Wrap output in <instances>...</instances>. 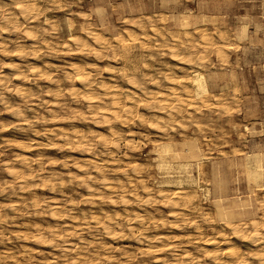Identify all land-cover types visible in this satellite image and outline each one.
<instances>
[{
    "label": "rangeland",
    "instance_id": "374dc122",
    "mask_svg": "<svg viewBox=\"0 0 264 264\" xmlns=\"http://www.w3.org/2000/svg\"><path fill=\"white\" fill-rule=\"evenodd\" d=\"M15 1L16 0H0V18L4 12L14 9ZM29 1L36 5V11L33 16L29 17L27 15L26 18L18 16L17 23L19 24H17L16 27L12 26V24H8L5 27L7 30L5 28L0 29V38H2L0 42H4L6 45V50L0 51V76L4 78L2 79V84H0V213L4 211L3 215L0 214V234L3 233V235H6L4 237L0 235V248L2 247L0 250L3 252L9 250V252L15 255L18 261L24 264H72L71 260H74L76 255L77 259H75L76 262L78 261L77 264H108L110 262V264H157V262L159 264H168L172 260L171 258L174 257L173 252H176L178 249L177 251L180 253L185 250L187 255L192 257L190 260L185 259L187 264H207L208 261V264H215L205 256L206 249L210 250L212 245H208L207 248V245H204L203 241L206 238H217L216 240L218 241L221 239L219 237H222L221 235L223 234L230 241L219 242L220 252H223V249L226 248L227 245L233 246L234 249L236 248L235 250L237 252L240 251L244 254L242 255L246 257V261H253L252 264H257V261L253 258L251 259L249 255L252 247L250 245L251 241H243L240 237H236L231 232V229H227V227H230L231 224H238L239 215L232 213V210L238 209V202L241 201L244 203L245 208L249 210L254 209L255 213L253 215L258 221L264 218V205H262L264 204V177L254 183L247 177L244 166L248 154L253 152H262L264 154V0ZM3 2H5V4ZM184 20L187 21V28L185 26H183V28L181 25ZM201 23L205 26L203 27ZM138 24H142L145 29V34L147 36L144 35V39L141 38V34L138 31ZM152 25L161 34H150V27ZM69 26L71 27L70 30ZM175 26L178 28H175ZM197 26L199 30L195 31ZM242 28L244 29V35L240 36L238 33ZM87 29L96 30L106 35V39L108 38L106 46L99 48L96 44L91 42V40H88L86 46L80 48L72 44H66L70 33L75 36H81ZM27 31L30 35L27 34ZM127 32H133L138 38L134 40L131 45H127L130 57L125 58L122 56L121 48L116 45L114 46V37L117 35L126 37L125 34ZM202 32L208 34L206 39L202 35ZM168 33H170V35ZM222 34H224L223 38L221 37ZM141 40H143V42ZM22 44L23 46H21ZM216 45L221 47L220 52L217 50ZM169 46H172L174 51V55L172 56H170V51L168 50ZM17 47L21 49L16 51L15 48ZM95 50L98 51L97 54H94ZM18 54H20V56ZM143 55L144 57H142ZM188 56H192V58L187 64L178 63V61L184 58L187 59ZM202 56L203 58H201ZM124 58L127 61H123ZM9 60L18 61L20 68L24 70L27 77L14 78V70L5 67V62ZM71 62L82 65L89 71L94 82H105L115 86L119 90V96L124 103L130 101L127 104L132 107L131 115L125 118L127 116L121 114V120L108 118V121H103L102 116L96 113L98 109L96 106H93L89 110L86 100L81 95L82 93H70L73 88L77 89L80 87L78 86L79 84L66 76ZM31 66H35L37 69L41 68L42 73H30L29 67ZM189 67L201 71L205 75L209 89V95L207 94V97H209L208 99L207 97H203L200 100L199 98H197L198 100H196V98L186 99L185 96L181 94L180 97L182 101L175 99L168 100V102H165V107L160 109L157 100L146 98L137 89L138 86L143 87L146 91L149 90L152 92L161 89H169L170 87H176V82L179 77V79L188 86V89L192 91L189 84ZM106 70H110L112 73ZM166 76H170L171 78H167ZM150 78L153 80H150ZM129 79L135 80V86L129 82ZM93 84L95 85V83ZM94 85L92 86L93 92L95 91V94L103 96V91ZM18 87L22 88V93L20 94L15 92ZM133 91H137L138 96L130 95ZM125 93L128 94L129 98L127 99L129 100H126L124 97ZM196 102L199 104L198 109L200 111H197ZM30 106L33 108L32 110ZM17 109L22 110L21 116L16 113ZM138 112H140V114ZM168 115L169 117H167ZM172 116L174 117L172 118ZM131 117H133V119H131ZM152 117L155 119H152ZM134 118L136 122L131 123L135 121ZM151 119L158 121V127H149L147 121ZM140 122L142 123L140 124ZM94 126L97 129H95ZM169 126H172V129ZM164 127L167 128V131L163 130L165 129ZM110 128L114 129L117 134L110 135ZM44 129L46 130L44 131ZM59 131L71 133L69 137H66V135L60 134ZM128 132L130 134H128ZM9 136L10 138H8ZM81 136H84L83 139ZM30 137H32L34 141H32ZM165 142L171 143L173 147H176L175 149L179 151L186 147V144L190 145L189 149L199 148L200 155L198 154L197 156L200 157L201 160L198 161V165L193 163L187 174L191 179L193 178V180H184L180 184L175 183V181L168 183L164 182L167 174L172 176V180L176 179L177 175H180V173L183 177L185 175L183 172H179L180 170L176 167L169 169L168 173H163L157 168L155 148L159 144ZM112 143L114 144L113 146H111ZM135 145L137 146L135 147ZM181 146L183 147L181 148ZM115 149H118V151ZM101 152L103 153L101 154ZM21 153H23V155H21ZM109 154L111 156H109ZM95 155L96 158L99 159H97L96 166L94 164L85 163V156L95 157ZM22 156L26 157V161H22ZM172 156L175 158L176 154H172ZM179 160L182 159L180 158ZM173 161V163H175L178 159H173ZM120 162L121 164L119 165ZM32 164L34 166H31ZM78 165H84L82 166L84 169L80 170ZM103 165H105L106 168H104ZM8 166L9 168H14L20 174L26 173L27 170L28 172H34V176L29 178L30 180L27 179L23 181V178L10 175ZM120 166H122V168ZM36 172L38 173L36 174ZM50 174H55L56 177H52ZM79 176H81V178ZM116 176H119L118 180H116ZM102 177H105L111 184H116L115 187L117 189L115 188L114 191L116 190L117 192H115L120 194L114 195V191H108L103 188L100 184V179ZM93 178H95L96 181L95 179L93 180ZM59 179H61L62 182ZM90 179L95 182L90 181ZM57 180H59L60 183L57 182ZM52 181H54V183ZM85 182L91 185L93 193L88 191ZM4 183H7V185ZM180 187L184 188V191L187 189L185 192L186 196L190 193V196L188 195L187 197L189 199L188 203L191 202V204L185 202L186 205L182 201L177 200V204L175 205L170 201L174 199L172 198L173 191ZM132 189L135 190L133 191ZM195 191L197 196L193 193ZM125 195L128 196L126 197L128 200L124 198ZM141 195L142 198H140ZM55 196L57 198H55ZM121 196L126 200L125 205L122 203L123 201L121 202ZM133 196L134 198H131ZM195 197L197 198L194 199ZM129 198L130 202H128ZM113 199L114 201H112ZM37 200L39 201L35 204ZM27 201L29 203L26 204ZM33 201L35 202L34 204ZM93 202L95 203L93 204ZM58 203L61 204L58 205ZM43 204L47 208H41L40 206H43ZM55 205L59 206L60 211H58L62 215H57L54 218L50 216V212L56 208ZM100 206L104 210H101L99 208ZM198 206L201 209H198ZM37 207L39 210H37ZM126 207L128 209H126ZM123 208L126 209L125 214H123ZM133 208L135 211L132 213V210H134ZM14 209L18 210L15 211ZM178 209L180 210L176 211ZM172 210L175 211L173 213L174 215L171 212ZM221 210H224L225 213ZM75 211L76 213H73ZM104 211H106V213ZM96 212L99 213V215L100 213L111 215L113 220L110 225L115 232H119L120 236H114L115 239H113V236L105 234L97 224H94L88 216ZM120 212L124 216L122 214L120 215ZM127 212L129 213L127 214ZM185 212H187L186 215ZM72 213L73 215L75 214V218L79 222V225L75 226L76 228H74V225L72 226L70 222V216H73ZM179 213L182 215H179ZM135 215L142 218L141 223L137 221ZM187 215L189 216L187 217ZM226 215L229 216V220ZM5 216H7V218ZM221 217L222 219H220ZM231 217L232 219H230ZM143 218L145 219L144 221ZM164 218L166 220H164ZM85 219H88V224H82ZM126 220L131 221L127 222ZM159 220H161V222ZM228 221L232 223L227 224ZM129 224L137 226H133V232L126 229ZM149 224L151 227L148 226ZM36 226H41L40 228L44 232L50 227L58 226L59 228L60 226V228L57 229L62 230L66 226H69L71 232L67 237H64L65 239L63 238L64 240L58 239L61 245L58 244L59 242H57L58 240L56 241V239L52 241V244L56 242L55 247L51 243H46L45 245L40 243V245L30 237V234L34 231ZM221 226L225 227V229L223 228L225 231ZM27 228L30 230L28 231ZM200 229L202 230L200 231ZM221 229L222 231H220ZM246 229H248L247 232L250 231V227ZM24 230L30 232L27 233L28 238H24L23 234H26ZM18 231H20V234ZM73 231L76 233H73ZM77 231L79 233L81 232V234ZM126 232L127 235H125ZM162 232L168 235L163 236L165 234ZM92 233L94 235H92ZM139 233L142 235H148L150 233V235H148L149 238L152 235L149 240L150 242L142 238L139 240L136 237L137 235L138 237L141 236ZM44 235L48 236L46 232ZM159 235L161 236L160 241L162 243L154 241ZM169 235H171L170 238ZM163 238L164 240L162 241ZM198 238H201V240ZM71 240L73 242H71ZM63 241H68V243L71 242L73 248L65 251L62 246L67 242L64 243ZM172 241L176 242L173 243ZM24 243L30 245V247L28 245L29 249L26 252H22L21 250V247L25 245ZM165 243L166 245H162ZM135 244H138L139 247ZM149 244L155 248L146 251L145 248ZM159 244H161L162 247L159 246ZM183 245L189 250L187 251L184 249ZM174 246H176V248ZM39 247H41L42 250ZM246 247L248 250H245L247 249ZM1 251L0 264H13L12 259ZM179 252L177 253L180 254ZM188 252L190 253L188 254ZM115 253H117V255ZM191 253H193L194 256ZM81 255L85 257L88 255V258L80 257ZM46 258H48V262H45ZM90 258L92 259L90 260ZM178 258L182 259L183 256L179 255ZM223 258L222 261L228 260L226 258H224V260ZM199 259L200 261H198ZM54 261L56 263H54Z\"/></svg>",
    "mask_w": 264,
    "mask_h": 264
},
{
    "label": "bare ground",
    "instance_id": "6f19581e",
    "mask_svg": "<svg viewBox=\"0 0 264 264\" xmlns=\"http://www.w3.org/2000/svg\"><path fill=\"white\" fill-rule=\"evenodd\" d=\"M11 1V0H10ZM12 1H14V0H12ZM53 2V1H52ZM4 4H5V2H3ZM13 3V2H12ZM60 5V4H59ZM1 7V6H0ZM72 9V8H71ZM35 11H36V5L33 3V2H31V1H29V0H16L15 1V3H14V9L13 10H8V11H6V12H4L2 15H1V18H0V29H4L8 24H12V26H14V27H16L17 26V24H19V23H17V18H18V16L19 17H21V18H26L27 17V15L29 16V17H31V16H33L34 14H35ZM71 11H73V10H71ZM79 11V10H78ZM38 13V12H37ZM38 15V14H37ZM54 16V15H53ZM89 16V15H88ZM35 17H36V15H35ZM46 17V16H45ZM52 17V16H51ZM128 17V16H127ZM34 18V17H33ZM53 18V17H52ZM67 19V18H66ZM125 19V18H124ZM19 20V19H18ZM49 20V19H48ZM27 21H28V19H27ZM30 21V20H29ZM175 21V20H174ZM180 21H181V19H180ZM210 21H211V19H210ZM44 22V21H43ZM123 22H125V21H123ZM212 22V21H211ZM33 23V22H32ZM174 23H176V22H174ZM179 23V22H178ZM68 24V23H67ZM171 24H172V21H171ZM215 24V23H214ZM27 25V24H26ZM55 25V24H54ZM98 25V24H97ZM175 25V24H174ZM181 25H182V27L183 26H185L186 27V25H187V21L186 20H184V21H182V23H181ZM180 25V26H181ZM201 25H202V23H201ZM203 26V25H202ZM205 26V25H204ZM203 26V27H204ZM236 26V25H235ZM238 26V25H237ZM10 27V26H9ZM26 27V26H25ZM29 27V26H28ZM181 27V28H182ZM19 28V27H18ZM24 28V27H23ZM175 28H178L177 26H175ZM184 28V27H183ZM187 28V27H186ZM239 28V27H238ZM6 29V28H5ZM71 29V27L69 26V30ZM167 29V28H166ZM203 29V28H202ZM7 30V29H6ZM33 30V29H32ZM199 30V27L197 26L196 28H195V31H198ZM209 30V29H208ZM207 30V31H208ZM247 30V29H246ZM131 31H133V30H131ZM138 31L140 32V34H141V38H143L144 37V35H146L145 34V29H144V27H143V25L142 24H138ZM194 31V32H195ZM223 31V30H222ZM77 32V31H76ZM174 32V31H173ZM205 32V31H204ZM209 32V31H208ZM235 32V31H234ZM119 33V32H118ZM158 33H160V32H158V30L155 28V27H153V25L150 27V34H152V35H156V34H158ZM198 33V32H197ZM27 34H29L30 35V33L27 31ZM81 34V33H80ZM121 34V33H120ZM161 34V33H160ZM169 35H170V33H168ZM173 34V33H172ZM235 34V33H234ZM202 35L204 36V38L206 39V37H207V35L208 34H205V33H203L202 32ZM238 35H240V36H242V35H244V29L242 28L240 31H239V33H238ZM125 36L126 37H124V36H122V35H117V36H115L114 37V46L116 45V46H119V48H121V51H122V56H124L125 58H127V57H130V53H128V48H127V45L128 44H130L131 45V43H133V41L134 40H136L137 38H138V36L136 35V34H134L133 32H127L126 34H125ZM147 36V35H146ZM223 36H224V34H222L221 35V37L223 38ZM33 37V36H32ZM149 37V36H148ZM209 37V36H208ZM6 38V37H5ZM16 38V37H15ZM167 38V37H166ZM1 40H2V38H0ZM13 39V38H12ZM108 39V38H107ZM106 39V35H104V34H102L101 32H99V31H96V30H92V29H87V30H85L83 33H82V35L81 36H75V35H73L72 33H70L69 34V36H68V38H67V42H66V44L67 45H70V44H72V45H74V46H76V47H78V48H80V47H83V46H86L87 44H88V40H91V42H93L94 44H96L99 48H103V47H105L106 46V44H107V42H108V40ZM144 39V38H143ZM165 39V38H164ZM152 40H154V39H152ZM142 42H143V40H141ZM148 41V40H147ZM146 42V41H145ZM29 43V42H28ZM148 43V42H147ZM37 44V43H36ZM169 44V43H168ZM219 44V43H218ZM221 44H223V43H221ZM41 45V44H40ZM9 46V45H8ZM21 46H23V44L21 45ZM165 46V45H164ZM233 46V45H232ZM35 47V46H34ZM134 47V46H133ZM235 47V46H234ZM216 48H217V50L220 52L221 50V47L219 46V45H216ZM21 48L20 47H17V48H15V50L16 51H19ZM143 49V48H142ZM6 50V45H5V43L4 42H0V51H5ZM168 50L170 51V56H172V55H174V51H173V49H172V46H169L168 47ZM55 51V50H54ZM98 53V51L97 50H95L94 51V54H97ZM19 56H20V54H18ZM147 56V55H146ZM220 56V55H219ZM223 56V55H222ZM37 57H38V55H37ZM119 57V56H118ZM141 57V56H140ZM142 57H144V55L142 56ZM142 57H141V60H142ZM125 58L123 59V61H127V60H125ZM191 58H192V56H188V58L187 59H183V58H181V59H183V60H180V61H178V63H182V64H187L190 60H191ZM197 58V57H196ZM201 58H203V56L201 57ZM137 59V58H136ZM139 59V58H138ZM221 59V58H220ZM118 60V59H117ZM29 61V60H28ZM25 62V61H24ZM36 62V61H35ZM34 62V63H35ZM87 62V61H86ZM135 62H137V61H135ZM138 62H139V60H138ZM26 63V62H25ZM31 63H32V61H31ZM47 63H48V60H47ZM56 63V62H55ZM126 63V62H125ZM147 63V62H146ZM60 64V63H59ZM134 64V63H133ZM137 64V63H136ZM86 65V64H85ZM115 66V65H114ZM136 66H138V65H136ZM178 66H180V65H178ZM5 67L6 68H8V69H11V70H14V78H26L27 77V75L24 73V70L23 69H21L20 68V65H19V62L18 61H16V60H13V61H6L5 62ZM135 67V66H134ZM25 68H26V66H25ZM46 68V67H45ZM121 68V67H120ZM131 68V67H130ZM137 68V67H136ZM181 68H182V66H181ZM188 68V67H187ZM186 68V69H187ZM122 69H124V68H122ZM127 69V68H126ZM145 69V68H144ZM29 70H30V73H32V74H35V73H37V74H41L42 73V70H41V68L40 69H37L35 66H31V67H29ZM67 70V69H66ZM139 70V69H138ZM185 70V69H184ZM107 72H110V73H112L110 70H106ZM105 71V72H106ZM115 71V70H114ZM118 71H119V69H118ZM121 71V70H120ZM127 71H128V69H127ZM131 71V70H130ZM7 72V71H6ZM49 72V71H48ZM123 72H124V70H123ZM47 73V72H46ZM128 73H129V71H128ZM128 73H127V75H128ZM188 73L190 74V80H189V84H190V86H191V88H192V91L190 90V89H188V86L187 85H185L184 83H183V81L181 80V79H179V77H178V80H177V84H176V87H170L169 89H161V90H156V91H146V90H144L143 89V87H141V86H138V90L146 97V98H149V99H155V100H157L158 101V103H159V108L160 109H162V108H164L165 107V105H166V101L168 102V100H178V101H182V98L180 97L181 96V94H183L184 96H185V98L186 99H190V98H196V100H198L197 98H199V100L201 99V98H203V97H207V94L209 95V89H208V86H207V80H206V77H205V75L201 72V71H198V70H196V69H193V68H191V67H189V71H188ZM130 75H132V74H130ZM171 75V74H170ZM66 76L68 77V78H70V79H72L74 82H76L77 84H79L78 86H80V87H78L77 89L76 88H73L72 90H71V92L70 93H72V94H74L75 92H78V93H82L81 95H82V97L86 100V102H87V107L89 108V110H90V108H92L93 106H96V108H98L97 110H96V113H98V114H100L101 116H102V120L103 121H108V118H113V119H120L121 120V116L122 115H124V116H127V117H125V118H128V115H131V113H132V107H131V105H129V104H127L128 102H130V101H128L127 103H124V101L121 99V97L119 96V90L115 87V86H113V85H110V84H107V83H105V82H94L93 81V79L91 78V76H90V74H89V71H87L82 65H79V64H77V63H73V62H71L70 64H69V67H68V70H67V73H66ZM93 76V75H92ZM192 76V77H191ZM38 77V76H37ZM101 77V76H100ZM110 77V76H109ZM167 78H171L170 76H166ZM155 78V77H154ZM2 79H4L3 78V76H0V84H2ZM5 80H7V79H5ZM106 80V79H105ZM150 80H153V79H151L150 78ZM172 80V79H171ZM170 80V81H171ZM234 80V79H233ZM110 81V80H109ZM158 81V80H157ZM117 82V81H116ZM129 82H131V84L132 85H134L135 86V80L133 79H129ZM7 83V82H6ZM93 83H95V85L93 84ZM111 83V82H110ZM155 83V82H154ZM111 84H113V83H111ZM115 84V83H114ZM157 84V83H156ZM97 86L100 90H102L103 91V96H100V95H97V94H95L94 92H93V89H92V86ZM117 85V84H116ZM153 85V84H152ZM33 86V85H32ZM74 87V86H73ZM145 87V86H144ZM54 88V87H53ZM79 88H80V90H79ZM2 89V88H1ZM27 89H28V87H27ZM136 89V90H137ZM32 90V89H31ZM39 90V89H38ZM58 90V89H57ZM126 90V89H125ZM61 91V90H60ZM15 92L16 93H18V94H20V93H22V88H17L16 90H15ZM37 92H39V91H37ZM36 92V93H37ZM127 92V91H126ZM67 93V92H66ZM138 92L137 91H133V93H130V95L132 94V96H138V94H137ZM211 93V92H210ZM223 93V92H222ZM232 93H234V92H232ZM2 94V93H1ZM5 94V93H4ZM4 94H3V96H4ZM212 94V93H211ZM215 94V93H214ZM221 94V93H220ZM125 96V98H126V100H129V99H127V98H129V96H128V94L127 93H125L124 94ZM2 96V97H3ZM46 96H48V95H46ZM140 97V96H139ZM131 98V97H130ZM209 97H207V99H208ZM5 99V98H4ZM3 99V100H4ZM47 99V98H46ZM134 99V98H133ZM226 99V98H225ZM6 100V99H5ZM9 100V99H8ZM218 100V99H217ZM147 101V100H146ZM145 101V102H146ZM156 101V102H157ZM6 102V101H5ZM8 102V101H7ZM10 102V101H9ZM40 102V101H39ZM155 102V103H156ZM210 102V101H209ZM221 102V101H220ZM153 103V102H152ZM176 103V102H175ZM197 103V102H196ZM213 103V102H212ZM106 104H108V105H106ZM151 104V103H150ZM149 104V105H150ZM213 104H215V103H213ZM8 105H9V103H8ZM148 105V106H149ZM175 105V104H174ZM181 105V104H180ZM193 105V104H192ZM199 104L197 103V111H200L199 109H198V106ZM32 106V105H31ZM31 106H30V109L32 110L33 108H31ZM152 107V106H151ZM155 107V106H154ZM193 107V106H192ZM5 108V107H4ZM50 108H52V107H50ZM178 108V107H177ZM176 108V109H177ZM159 109V110H160ZM37 110V109H36ZM54 110H55V108H54ZM139 110V109H138ZM180 110V109H179ZM137 111V110H136ZM153 111V110H152ZM165 111V110H164ZM12 112H14V111H12ZM21 112H22V110H16V113H18L20 116H21ZM141 112V111H140ZM140 112H138L139 114H140ZM155 112V111H154ZM154 112H153V115H154ZM163 112V111H162ZM169 112V111H168ZM188 112V111H187ZM25 113V112H24ZM23 113V114H24ZM152 113V112H151ZM175 113V112H174ZM179 113H181V112H179ZM199 113V112H198ZM26 114V113H25ZM43 114V113H42ZM122 114V115H121ZM138 114V115H139ZM142 114V113H141ZM144 114V113H143ZM162 114V113H161ZM187 114V113H186ZM188 114H189V112H188ZM174 115V114H173ZM3 116V115H2ZM25 116V115H24ZM27 116V115H26ZM176 116V115H175ZM28 117V116H27ZM41 117V116H40ZM144 117V116H143ZM158 117V116H157ZM167 117H169V115L167 116ZM174 116H172V118H173ZM181 117V116H180ZM193 117V116H192ZM10 118V117H9ZM165 118H166V116H165ZM164 118V119H165ZM131 119H133V117H131ZM152 119H155V118H153L152 117ZM148 120L147 122H148V125H149V127H151V128H155V127H158V121H156V120ZM164 119H162V120H164ZM10 120V119H9ZM28 120V119H27ZM134 120H135V118H134ZM147 120V119H146ZM198 120V119H197ZM122 121H123V119H122ZM127 121V120H126ZM166 121H168V120H166ZM169 121H170V118H169ZM172 121V120H171ZM28 122V121H27ZM136 122V120L135 121H133V122H131V123H135ZM174 122V121H173ZM30 123V122H29ZM33 123V122H32ZM120 123V122H119ZM123 123H124V121H123ZM142 122H140V124H141ZM163 123H164V121H163ZM203 123V122H202ZM201 123V124H202ZM71 124H73V123H71ZM112 124V123H111ZM111 124H109V125H111ZM116 124V123H115ZM130 124V123H129ZM129 124H128V126H129ZM166 124H168V123H166ZM165 124V125H166ZM186 124V123H185ZM197 124V123H196ZM18 125V124H17ZM77 125V124H76ZM164 125V126H165ZM199 125V124H198ZM19 126V125H18ZM57 126V125H56ZM63 126H65V125H63ZM108 126V125H107ZM116 126V125H115ZM121 126V125H120ZM137 126V125H136ZM15 127V126H14ZM25 127H27V126H25ZM53 127V126H52ZM76 127V126H75ZM82 127V126H81ZM95 127V126H94ZM169 127H171V129H172V126H169ZM169 127H168V129H169ZM45 128V127H44ZM59 128V127H58ZM74 128V127H73ZM114 128V127H113ZM119 128V127H118ZM129 128V127H128ZM161 128V127H160ZM165 128V127H164ZM18 129V128H17ZM34 129V128H33ZM36 129V128H35ZM63 129V128H62ZM72 129V128H71ZM95 129H97L96 127H95ZM167 128H165V129H163V130H166ZM37 130V129H36ZM46 129H44V131H45ZM64 130V129H63ZM70 130V129H69ZM75 130V129H74ZM57 131H58V129H57ZM71 131V130H70ZM78 131V130H77ZM132 131V130H131ZM167 131V130H166ZM165 131V132H166ZM35 132V131H34ZM37 132V131H36ZM51 132V131H50ZM60 132V134H64V135H66V137H69L70 136V133L71 132H67V131H59ZM138 132V131H137ZM9 133V132H8ZM33 133V132H32ZM44 133V132H43ZM58 133V132H57ZM84 133V132H83ZM136 133V132H135ZM155 133V132H154ZM3 134V133H2ZM4 134H7V133H4ZM10 134V133H9ZM15 134V133H14ZM14 134H13V136H14ZM104 134V133H103ZM109 134L110 135H115V134H117L116 132H115V130L114 129H112V128H110V130H109ZM128 134H130L129 132H128ZM158 134V133H157ZM163 134V133H162ZM1 135V134H0ZM49 135V134H48ZM142 135V134H141ZM8 136V135H7ZM12 136V137H13ZM46 136V135H45ZM49 136H52L51 134L49 135ZM104 136V135H103ZM117 136V135H116ZM134 136V135H133ZM2 137V136H1ZM3 137H4V135H3ZM64 137V136H63ZM79 137V136H78ZM82 137V139H83V137L84 136H81ZM7 138V137H6ZM8 138H10V136L8 137ZM20 138V137H19ZM18 138V139H19ZM31 139H32V137H30ZM80 138V137H79ZM111 138V137H110ZM115 138V137H114ZM13 139V138H12ZM11 139V140H12ZM15 139V138H14ZM21 139V138H20ZM37 139V138H36ZM63 139V138H62ZM61 139V140H62ZM104 139V138H103ZM102 139V140H103ZM130 139V138H129ZM134 139V138H133ZM139 139V138H138ZM151 139V138H150ZM167 139V138H166ZM1 140V139H0ZM8 140V139H7ZM16 140V139H15ZM50 140V139H49ZM69 140V139H68ZM98 140H100V139H98ZM104 140H106V139H104ZM109 140V139H108ZM120 140V139H119ZM122 140V139H121ZM12 141H14V140H12ZM32 141H34L33 139H32ZM31 141V142H32ZM39 141H41V140H39ZM46 141V140H45ZM44 141V142H45ZM64 141V140H63ZM126 141V140H125ZM140 141H142V140H140ZM43 142V141H42ZM73 142V141H72ZM75 142V141H74ZM21 143V142H20ZM23 143V142H22ZM40 143V142H39ZM59 143V142H58ZM64 143V142H63ZM103 143V142H102ZM104 143H105V141H104ZM108 143V142H107ZM117 143V142H116ZM127 143V142H126ZM133 143V142H132ZM28 144H30V143H28ZM41 144V143H40ZM59 144H62V143H59ZM97 144V143H96ZM156 144H157V142H156ZM186 144V143H185ZM32 145V144H31ZM36 145H38V144H36ZM82 145V144H81ZM105 145H107V144H105ZM114 144L112 143L111 144V146H113ZM184 145V144H183ZM34 146H35V144H34ZM88 146V145H87ZM91 146V145H90ZM137 145H135V147H136ZM189 146L190 145H188V144H186V147H184V148H182L183 146H181V151H179L178 149L176 150L174 147H173V145L171 144V143H169V142H165V143H161V144H159L156 148H155V154H156V161H157V163H156V166H157V168L159 169V170H161L163 173H168L169 171V169H172V168H174V167H176V168H178L180 171L179 172H183V174H185L184 175V177H183V175H181V173H180V175H177V178L176 179H171V175H168L167 174V176L165 177V179H164V182H166V183H168V182H172V181H175V183H178V184H180V183H182L184 180H186V181H190V180H193V178L191 179L190 177H189V175H187L188 174V172H189V170H190V167H191V165L194 163V164H197L198 163V161L199 160H201L200 159V157H198L197 155L199 154L200 155V152H199V148L198 149H189ZM82 147V146H81ZM84 147V146H83ZM129 147V146H128ZM26 148V147H25ZM96 148V147H95ZM105 148V147H104ZM109 148V147H108ZM115 148V147H114ZM154 148V147H153ZM82 149V148H81ZM84 149H85V147H84ZM109 150V149H108ZM115 150H117L118 151V149H115ZM129 150H131V149H129ZM14 151V150H13ZM99 151V150H98ZM104 151V150H103ZM116 151V152H117ZM19 152V151H18ZM109 152V151H108ZM115 152V153H116ZM83 153V152H82ZM87 153V152H86ZM103 152H101V154H102ZM19 154H20V152H19ZM93 154H94V152H93ZM92 154V155H93ZM105 154V153H104ZM112 154V153H111ZM120 154V153H119ZM172 154H176V157L174 158L173 156H172ZM245 154V153H244ZM21 155H23V153H21ZM25 155V154H24ZM45 155V154H44ZM50 155V154H49ZM72 155V154H71ZM26 156H28V155H26ZM53 156V155H52ZM68 156V155H67ZM76 156H78V155H76ZM101 156V155H100ZM109 156H111L110 154H109ZM117 156H118V154H117ZM32 157V156H31ZM55 157H56V155H55ZM82 157V156H81ZM104 157V156H103ZM106 157V156H105ZM85 158H86V160H84L83 158V160L85 161V163H87V164H94L95 166H96V162L99 160L98 158H96V155H95V157L94 156H89V157H86L85 156ZM115 158V157H114ZM118 158V157H117ZM116 158V159H117ZM120 158V157H119ZM182 159V160H179V159ZM59 159H61V158H59ZM79 159V158H78ZM98 159V160H97ZM173 159H178V161H176L175 163H173L174 161H173ZM32 160V159H31ZM113 160V159H112ZM115 160V159H114ZM122 160V159H121ZM121 160H119V161H121ZM126 160H127V158H126ZM242 160H243V158H242ZM241 160V161H242ZM22 161H26V157L25 156H22ZM110 161H111V158H110ZM136 161V160H135ZM31 162V161H30ZM52 162H53V159H52ZM63 162V161H62ZM65 162H67V161H65ZM74 162V161H73ZM113 162V161H112ZM117 162V161H116ZM116 162H114V163H116ZM126 162V161H125ZM128 162V161H127ZM130 162H131V160H130ZM7 163V162H6ZM11 163H12V159H11ZM19 163V162H18ZM138 163V162H137ZM10 164V163H9ZM83 164V163H82ZM121 164V162L119 163V165ZM174 164H175V166H174ZM8 165V164H7ZM75 165V164H74ZM99 165V164H98ZM198 165V164H197ZM20 166V165H19ZM30 166V165H29ZM28 166V167H29ZM31 166H34L33 164L31 165ZM63 166V165H62ZM82 166H84V165H82ZM81 165H78V168L80 169V170H83L84 169V167H82ZM104 166V168H106V166L105 165H103ZM102 166V167H103ZM113 166V165H112ZM244 166H245V170H246V175H247V177L249 178V179H251L254 183H256L258 180H260L261 178H263L264 177V154L262 153V152H253V153H250V154H248L247 156H246V161H245V163H244ZM18 167V166H17ZM16 167V168H17ZM27 167V168H28ZM74 167V166H73ZM114 167H116V166H114ZM113 167V168H114ZM121 168H122V166H120ZM197 167V166H196ZM29 168H31V167H29ZM41 168V167H40ZM70 168V167H69ZM77 168V167H76ZM88 168V167H87ZM117 168V167H116ZM233 168V167H232ZM53 169V168H52ZM96 169V168H95ZM118 169V168H117ZM19 170V169H18ZM30 170V169H29ZM98 170V169H97ZM121 170V169H120ZM119 170V171H120ZM143 170V169H142ZM21 171V170H20ZM40 171V170H39ZM59 171V170H58ZM118 171V170H117ZM171 171V170H170ZM8 172H9V174L10 175H12L13 177H20V178H23V181L25 180H27V179H29V178H32L34 175H33V173L32 172H28V170H27V172L26 173H19L17 170H15L14 168H9V166H8ZM53 172H56V171H53ZM127 172V171H126ZM144 172V171H143ZM38 172H36V174H37ZM58 173H60V172H58ZM76 173V172H75ZM102 173V172H101ZM117 173V172H116ZM55 174H57V173H55ZM54 174V175H55ZM109 174V173H108ZM128 174V173H127ZM134 174V173H133ZM46 175V174H45ZM48 175V174H47ZM51 175V174H50ZM54 175H51L52 177H56V175L54 176ZM64 175H66V174H64ZM92 175V174H91ZM112 175V174H111ZM11 176V177H12ZM39 176H41V175H39ZM69 176V175H68ZM124 176H125V174H124ZM140 176V175H139ZM58 177V176H57ZM72 177H73V175H72ZM80 178H81V176H79ZM107 177V176H106ZM117 177V176H116ZM119 177V176H118ZM118 177H117V179L116 180H118ZM80 178H79V180H80ZM96 179H98L97 177H95ZM95 178H93V180L95 179ZM132 178V177H131ZM185 178V179H184ZM5 179V178H4ZM8 179V178H7ZM14 179V178H13ZM46 179V178H45ZM88 179H89V177H88ZM92 179V178H91ZM90 179V181H93V180H91ZM96 179H95V181H96ZM141 179V178H140ZM1 180V179H0ZM6 180V179H5ZM30 180V179H29ZM44 180V179H43ZM59 180H61V179H59ZM59 180H57V182H59L60 183V181ZM71 180V179H70ZM47 181V180H46ZM95 181H93V182H95ZM120 181V180H119ZM122 181V180H121ZM126 181V180H125ZM131 181V180H130ZM10 182H11V180H10ZM30 182V181H29ZM53 183H54V181H52ZM61 182H62V180H61ZM88 182V181H87ZM117 182V181H116ZM140 182H141V180H140ZM24 183V182H23ZM37 183V182H36ZM56 183V182H55ZM78 183V182H77ZM86 183V182H85ZM113 183V182H112ZM192 183H193V181H192ZM5 184V183H4ZM20 184V183H19ZM42 184H43V181H42ZM87 184V189H88V191H90V192H92V187H91V185L89 184V183H86ZM100 184H101V186H103V188H105V189H107L108 191H114V189L116 188L115 187V185L116 184H111L110 182H108L107 180H106V178L105 177H102L101 179H100ZM119 184V183H118ZM5 185H7V183L5 184ZM5 185H3V186H5ZM28 185V184H27ZM30 185V184H29ZM35 185V184H34ZM37 185H38V183H37ZM51 185H53V184H51ZM199 185V184H198ZM2 186V187H3ZM22 186H24V185H22ZM41 186V185H40ZM60 186V185H59ZM62 186V185H61ZM125 186V185H124ZM194 186V185H193ZM20 187V186H19ZM29 187V186H28ZM58 187V186H57ZM191 187V186H190ZM21 188V187H20ZM42 188V187H41ZM44 188V187H43ZM54 188V187H53ZM52 188V189H53ZM95 188V187H94ZM119 188V187H118ZM148 188V187H147ZM175 188V187H174ZM201 188V187H200ZM12 189V188H11ZM24 189V188H23ZM58 189V188H57ZM60 189V188H59ZM62 189V188H61ZM117 189V188H116ZM202 189V188H201ZM14 190V189H13ZM17 190H19V189H17ZM128 190V189H127ZM133 190V189H132ZM135 190V189H134ZM133 190V191H134ZM138 190V189H137ZM136 190V191H137ZM173 190V189H172ZM186 191H187V189H185ZM198 190V189H197ZM196 190V191H197ZM98 191V190H97ZM116 191V190H115ZM114 191V192H115ZM186 191H184V188H182V187H180V188H177V189H175L174 191H173V193H172V198H174V199H172V200H170V201H172V204H177V200L178 201H182L183 203H185V202H187L188 203V201H189V199H188V195L190 194H188L187 196H186ZM194 191V190H193ZM196 191L195 192H193L194 194H195V196H197V193H196ZM17 192V191H16ZM38 192V191H37ZM117 192V191H116ZM114 193V195L115 194H120V193ZM121 192V191H120ZM132 192V191H131ZM149 192V191H148ZM153 192V191H152ZM166 192V191H165ZM8 193V192H7ZM82 193V192H81ZM87 193V192H86ZM85 193V194H86ZM93 193V192H92ZM96 193V192H95ZM129 193V192H128ZM137 193V192H136ZM139 193H142V192H139ZM150 193V192H149ZM160 193V192H159ZM159 193H157V194H159ZM37 194V193H36ZM39 194V193H38ZM83 194V193H82ZM81 194V195H82ZM124 194V193H123ZM132 194V193H131ZM154 194V193H153ZM166 194V193H165ZM84 195V194H83ZM89 195V194H88ZM113 195V194H112ZM113 195V196H114ZM137 195V194H136ZM150 195V194H149ZM191 195H192V193H191ZM62 196V195H61ZM86 196V195H85ZM90 196V195H89ZM88 196V197H89ZM118 196V195H117ZM116 196V197H117ZM123 196V195H122ZM122 196L120 197V198H122ZM128 196H129V194H128ZM128 196H126L125 195V199H127L126 197H128ZM135 196V195H134ZM134 196L133 197H131V198H134ZM160 196V195H159ZM190 196V195H189ZM101 197V196H100ZM166 197V196H165ZM16 198V197H15ZM22 198H24V197H22ZM35 198V197H34ZM55 198H57L56 196H55ZM73 198V197H72ZM102 198V197H101ZM100 198V199H101ZM110 198V197H109ZM118 198V197H117ZM124 198H122V200H121V202L122 203H124V205H125V202H126V200L124 199ZM136 198V197H135ZM140 198H142V195H141V197ZM139 198V199H140ZM148 198H149V196H148ZM197 197H195L194 199H196ZM264 198V197H263ZM36 199V198H35ZM48 199V198H47ZM137 199V198H136ZM146 199H147V197H146ZM1 200V199H0ZM55 200V199H54ZM85 200H87V199H85ZM98 200V199H97ZM128 200V199H127ZM215 200V199H214ZM31 201V200H30ZM38 201L39 200H37V202L35 203L34 201H33V204L35 203V204H37L38 203ZM72 201V200H71ZM81 201V200H80ZM90 201V200H89ZM112 201H114V199L112 200ZM195 201V200H194ZM238 201H240V200H238ZM263 201V200H262ZM45 202V201H44ZM65 202V201H64ZM128 202H130V198H129V201ZM193 202V201H192ZM27 203H29L28 201L26 202V204ZM43 203V202H42ZM72 203V202H71ZM95 202H93V204H94ZM119 203V202H118ZM144 203V202H143ZM149 203V202H148ZM183 203H180V204H183ZM263 203V202H262ZM4 204H5V202H4ZM11 204V203H10ZM26 204H25V206H26ZM44 204H46V203H44ZM44 204H43V206H40L41 208H47V207H45L44 206ZM54 204V203H53ZM56 204V203H55ZM59 204H61V203H58V205ZM135 204V203H134ZM147 204V203H146ZM153 204V203H152ZM186 204V203H185ZM188 204H191V202L190 203H188ZM42 205V204H41ZM50 205V204H49ZM58 205H55V209L54 210H52L51 212H50V216H52V217H56L57 215L59 216V215H62V214H60L59 213V206ZM92 205V204H91ZM187 205V204H186ZM260 205V204H259ZM262 205H264V204H262ZM32 206H34V205H32ZM36 206V205H35ZM48 206V205H47ZM57 206H58V209H57ZM109 206V205H108ZM194 206V205H193ZM239 208L238 209H235V210H232V213H236V214H238L239 215V218L238 217H236V218H238V224H231L229 221L227 222V224H231V226L230 227H227V229L228 228H230L231 229V232L233 233V235H235L236 237H240L243 241H246V240H250L251 241V243H250V245L252 246L251 247V250H250V253H249V255L251 256L250 258L252 259H255L256 261H257V264H264V218L263 219H259V221H258V219H256L255 217H254V209H251V210H249L248 208H245L244 206V203L241 201V202H238V205H237ZM39 207V208H40ZM53 207H54V205H53ZM67 207V206H66ZM93 207V206H92ZM120 207V206H119ZM122 207V206H121ZM138 207V206H137ZM141 207V206H140ZM170 207V206H169ZM188 207V206H187ZM197 207V206H196ZM20 208H23V207H20ZM89 208V207H88ZM101 210H104V209H102L101 208V206L99 207ZM125 208V207H124ZM123 208V209H124ZM175 208V207H174ZM181 208V207H180ZM184 208V207H183ZM194 208V207H193ZM261 208V207H260ZM19 209V208H18ZM18 209H16V210H18ZM52 209V208H51ZM106 209V208H105ZM115 210H117L116 208H114ZM126 209H128L127 207H126ZM126 209H124V212H123V214H125L126 212ZM134 209V208H133ZM188 209V208H187ZM198 209H201V208H199V206H198ZM15 210V209H14ZM15 210V211H16ZM19 210H21V209H19ZM35 210V209H34ZM37 210H39L38 209V207H37ZM41 210V209H40ZM59 210V211H58ZM65 210V209H64ZM91 210H93V209H91ZM90 210V211H91ZM114 210V211H115ZM119 210V209H118ZM130 210V209H129ZM175 210V209H174ZM174 210H172L171 212H172V214L175 212ZM180 209H178V210H176V211H179ZM182 210V209H181ZM23 211V210H22ZM28 211H30V210H28ZM42 211H43V209H42ZM42 211H41V214H42ZM71 211H72V209H71ZM89 211V212H90ZM123 211V210H122ZM131 211V210H130ZM135 211V209L134 210H132V213ZM138 211V210H137ZM147 211V210H146ZM195 211H197V210H195ZM221 211H223L224 213H225V211L224 210H221ZM33 212H35V211H33ZM38 212V211H37ZM82 212V211H81ZM93 212V211H92ZM95 212V211H94ZM98 212V211H97ZM96 212V213H97ZM100 212V211H99ZM105 213H106V211H104ZM118 212V211H117ZM149 212V211H148ZM170 212V213H171ZM181 212V211H180ZM192 212V211H191ZM21 213V212H20ZM26 213V212H25ZM73 213H76V211L75 212H73ZM73 213H72V215H73ZM91 214V215H89L88 217L91 219V221H93L94 222V224H97L102 230H103V232L105 233V234H107V235H111V236H116L117 237V235H119V232H115L114 231V229L111 227V225H110V223L112 222V217H111V215H109V214H102V213H100V215H99V213H97V214ZM108 213V212H107ZM119 213V212H118ZM129 212H127V214H128ZM167 213H168V211H167ZM181 213H183V212H181ZM190 213V212H189ZM196 213V212H195ZM201 213V212H200ZM223 213V214H224ZM226 213H227V211H226ZM229 213V212H228ZM1 215H3L4 214V211H2V213H0ZM17 214V213H16ZM34 214V213H33ZM78 214V213H77ZM90 214V213H89ZM111 214V213H110ZM122 213L120 212V215H121ZM122 214V215H123ZM176 214H178V213H176ZM184 214V213H183ZM187 214V212H185V215ZM235 214V215H236ZM15 215V214H14ZM36 215V214H35ZM34 215V216H35ZM84 215V214H83ZM130 215V214H129ZM174 215V214H173ZM179 215H182V214H180L179 213ZM178 215V216H179ZM256 215V214H255ZM11 216V215H10ZM79 216H81V215H79ZM113 216H115V215H113ZM124 216V215H123ZM122 216V217H123ZM176 216V215H175ZM189 215H187V217H188ZM202 216V215H201ZM224 216V215H223ZM227 216V215H226ZM4 217V216H3ZM6 218H7V216H5ZM32 217V216H31ZM77 217V216H76ZM83 217V216H82ZM131 217V216H130ZM191 217V216H190ZM229 216H227V218H228ZM235 217V216H234ZM33 218V217H32ZM83 218H85V217H83ZM118 218V217H117ZM135 218L137 219V221H139L140 223L142 222V218H140V217H138V215H135ZM163 218V217H162ZM224 218V217H223ZM11 219H12V217H11ZM28 219V218H27ZM63 219V218H62ZM70 222L72 223V226L74 225V228H76L75 226L76 225H79V222H78V220L75 218V214L73 215V216H70ZM79 219V218H78ZM121 219V218H120ZM119 219V220H120ZM126 219H130V218H126ZM132 219V218H131ZM168 219H170V218H168ZM220 219H222V217L220 218ZM230 219H232V217L230 218ZM4 220V219H3ZM22 220V219H21ZM88 220V219H87ZM86 219H85V221L84 222H82V224H88ZM145 219L143 218V221H144ZM163 220V219H162ZM164 220H166L165 218H164ZM172 220V219H171ZM175 220V219H174ZM180 220H182V219H180ZM184 220V219H183ZM228 220H229V218H228ZM233 220H235V219H233ZM6 221V220H5ZM116 221V220H115ZM127 221V220H126ZM128 221H131V220H128ZM127 221V222H128ZM160 222H161V220H159ZM121 222H122V220H121ZM159 222V223H160ZM168 222V221H167ZM177 222V221H176ZM184 222V221H183ZM182 222V223H183ZM190 222V221H189ZM56 223V222H55ZM114 223H116V222H114ZM123 223V222H122ZM121 223V224H122ZM126 223V222H125ZM130 223V222H129ZM188 223V222H187ZM4 224H6V223H4ZM36 224H37V222H36ZM67 224V223H66ZM91 224V223H90ZM89 224V225H90ZM118 224V223H117ZM116 224V225H117ZM131 224H133V223H131ZM143 224V223H142ZM147 224H148V222H147ZM180 224V223H179ZM178 224V225H179ZM192 224V223H191ZM218 224H222V223H218ZM226 224V223H225ZM58 225V224H57ZM120 225V224H119ZM123 225H124V223H123ZM127 225V224H126ZM125 225V226H126ZM170 225V224H169ZM182 225H184V224H182ZM199 225V224H198ZM7 226V225H6ZM134 226V225H133ZM133 226L132 225H130L129 224V226H127V228L126 229H128L130 232H133L132 230H133ZM148 226H150V224L148 225ZM220 226V225H219ZM225 226V225H224ZM19 227V226H18ZM41 227V226H40ZM40 227H38V226H36L35 228H34V231L30 234V237L35 241V242H37V243H42V244H46V243H51L52 244V241L54 240V239H56V241L58 240V239H63L65 236L67 237V235L68 234H70V229H69V226H66L64 229H62V230H58L59 228H60V226H59V228H58V226H56V227H50V228H48V229H46L45 230V232H46V234H48V236H46V235H44L45 234V232L43 231V230H41V228ZM89 227V226H88ZM115 227V226H114ZM124 227V226H123ZM134 227H137V226H134ZM151 227V226H150ZM156 227H157V225H156ZM218 227V226H217ZM216 227V228H217ZM222 227V229L224 228L225 229V227H223V226H221ZM247 227H250V231L249 232H247V230L248 229H246ZM11 228V227H10ZM58 228V229H57ZM73 228V227H72ZM141 228V227H140ZM200 228H201V226H200ZM19 229V228H18ZM28 229V228H27ZM79 229V228H78ZM82 229V228H81ZM97 229H99V228H97ZM116 229H117V227H116ZM124 229V228H123ZM135 229V228H134ZM142 229H144V228H142ZM174 229V228H173ZM222 229L220 230V231H222ZM223 229V230H224ZM244 229H245V231H246V233H245V231H244ZM20 230V229H19ZM22 230H23V228H22ZM30 229H28V231H29ZM118 230V229H117ZM120 230H121V228H120ZM166 230V229H165ZM170 230V229H169ZM168 230V231H169ZM202 229H200V231H201ZM217 230V229H216ZM9 231V230H8ZM82 231V230H81ZM97 231V230H96ZM137 231V230H136ZM135 231V232H136ZM145 231V230H144ZM205 231V230H204ZM211 231H213V230H211ZM211 231H210V233H211ZM219 231V230H218ZM225 231V230H224ZM3 232V231H2ZM10 232V231H9ZM19 232V234H20V231H18ZM24 232L26 233V234H23V236H24V238H28V235H27V233H30V232H26L25 230H24ZM23 232V233H24ZM75 231H73V233H74ZM78 232V231H77ZM124 232V231H123ZM141 232H142V230H141ZM154 232V231H153ZM153 232H152V234H153ZM199 232V231H198ZM198 232H196V233H198ZM6 233V232H5ZM11 233H13V232H11ZM14 233H15V231H14ZM76 233V232H75ZM79 233V232H78ZM77 233V234H78ZM98 233V232H97ZM146 233V232H145ZM162 233H164V232H162ZM170 233H171V231H170ZM169 233V234H170ZM179 233V232H178ZM181 233V232H180ZM179 233V234H180ZM188 233V232H187ZM205 233V232H204ZM213 233V232H212ZM215 233V232H214ZM224 233V232H223ZM79 234H81V232L79 233ZM83 234H85V233H83ZM96 234V233H95ZM141 236H139L138 237V235L136 236L139 240H140V238H142V239H144L145 241H148V242H150L149 240H150V238H151V236H150V238H149V236L148 235H150V233L148 234V235H146V234H144V235H142L141 233H139ZM165 235H163V236H167L168 234H166V233H164ZM172 234V233H171ZM178 234V235H179ZM182 234V233H181ZM207 234H209V233H207ZM217 234V233H216ZM222 234V233H221ZM220 234V235H221ZM0 235H3V233H1ZM8 235H10V234H8ZM16 235V234H15ZM71 235H72V233H71ZM92 235H94L93 233H92ZM125 235H127V232H126V234ZM177 235V234H176ZM4 236H6V235H3V237ZM18 236V235H17ZM20 236V235H19ZM98 236V235H97ZM120 236V235H119ZM118 236V237H119ZM121 236H122V233H121ZM147 236H148V238H147ZM170 236L171 235H169V238H170ZM190 236V235H189ZM222 237H219V238H221V239H219L218 241L216 240L217 238H214V239H211V238H206V239H204V241H203V244L204 245H207V248H208V245H212V247H211V249L210 250H207L206 249V251H205V256L207 257V258H209L210 259V261H212V263L214 262L215 264H237V263H241V264H252V262H248V261H246V257L245 256H243L244 254L243 253H241L240 251L239 252H237L235 249H234V247L233 246H228L227 245V247L226 248H224L223 250V252H220V247H219V242L221 241V242H225V241H227L228 239H227V237L225 236V235H221ZM16 237V236H15ZM86 237V236H85ZM89 237V236H88ZM99 237V236H98ZM105 237V236H104ZM108 237V236H107ZM130 237V236H129ZM135 237V238H136ZM178 237V236H177ZM16 238H18V237H16ZM74 238V237H73ZM76 238H77V236H76ZM155 238V237H154ZM160 238H161V236L159 235L158 237H156V240H154V241H158V242H161L160 241ZM202 238V237H201ZM201 238H198L199 240H201ZM229 238V237H228ZM10 239V238H9ZM65 239V238H64ZM63 239V240H64ZM75 239V238H74ZM113 239H115V237L113 238ZM128 239V238H127ZM138 239H137V241H138ZM168 239V238H167ZM198 239H196V240H198ZM27 240V239H26ZM67 240V239H66ZM164 240V238L162 239V241ZM236 240V239H235ZM1 241V240H0ZM12 241V240H11ZM30 241V240H29ZM28 241V242H29ZM55 241V240H54ZM88 241H90V240H88ZM98 241V240H97ZM106 241V240H105ZM105 241H102V242H105ZM124 241V240H123ZM143 241V240H142ZM153 241V242H154ZM228 241H230V240H228ZM26 242V241H25ZM57 242H59V240L57 241ZM64 243L65 242H67L66 244H63L64 246H62L63 247V249L66 251V250H70L71 248H73V246H72V244H71V242H73L72 240H71V242H69L68 243V241H63ZM86 242V241H85ZM133 242V241H132ZM140 242V241H139ZM173 242V241H172ZM176 241H174L173 243H175ZM178 242V241H177ZM188 242V241H187ZM195 242V241H194ZM248 242V241H247ZM12 243V242H11ZM89 243V242H88ZM105 243H107V242H105ZM110 243H113V242H110ZM121 243V242H120ZM129 243V242H128ZM141 243V242H140ZM162 243V242H161ZM164 243V242H163ZM180 243V242H179ZM186 243V242H185ZM238 243V242H237ZM236 243V244H237ZM3 244V243H2ZM22 244V243H21ZM25 244V243H24ZM55 244H56V242L55 243H53L52 245H54V247H55ZM58 244H60V242L58 243ZM78 244H81V243H78ZM102 244V243H101ZM104 244V243H103ZM116 244V243H115ZM114 244V245H115ZM134 244V243H133ZM188 244V243H187ZM194 244V243H193ZM235 244V245H236ZM6 245V244H5ZM29 245V244H28ZM28 245H23L22 247H21V250H22V252H26V251H28V249H29V247H30V245H29V247H28ZM32 245V244H31ZM41 245V244H40ZM61 245V244H60ZM82 245V244H81ZM80 245V246H81ZM135 245H137L138 246V244H135ZM142 245V244H141ZM140 245V246H141ZM155 245V244H154ZM162 245H166V243L165 244H162ZM162 245L161 244H159V246H161L162 247ZM238 245V244H237ZM249 245V244H248ZM247 245V246H248ZM16 246V245H15ZM78 246V245H77ZM158 246V245H157ZM158 246V247H159ZM172 246V245H171ZM189 246V245H188ZM203 246V245H202ZM201 246V247H202ZM213 246H214V248H213ZM242 246V245H241ZM240 246V247H241ZM14 247V246H13ZM42 247V246H41ZM41 247H39L40 249H41ZM75 247V246H74ZM82 247V246H81ZM86 247V246H85ZM139 247V246H138ZM175 248H176V246H174ZM204 247H206V246H204ZM238 247V246H237ZM76 248V247H75ZM83 248V247H82ZM95 248V247H94ZM98 248V247H97ZM135 248H137V247H135ZM151 248H155V247H152L150 244L149 245H147L146 246V251L148 250V249H151ZM179 248H181V247H179ZM183 248L184 249H186L185 248V246L183 245ZM213 248V249H212ZM222 248V247H221ZM247 248V247H246ZM0 249H2V247L0 248ZM10 249V248H9ZM36 249H38V248H36ZM44 249V248H43ZM100 249V248H99ZM98 249V250H99ZM117 249V248H116ZM240 249V248H239ZM244 249V248H243ZM13 250V249H12ZM11 250V251H12ZM42 250V249H41ZM75 250V249H74ZM94 250H96V249H94ZM178 250V249H177ZM176 250V252H173V255H174V257L173 258H171L172 260L168 263V264H187V261L185 260V259H191L192 257H189L188 255H187V252L185 251V250H183L184 252H179V251H177ZM187 250V249H186ZM189 250V249H188ZM187 250V251H188ZM245 250H248V248L247 249H245ZM244 250V251H245ZM1 251V250H0ZM49 251V250H48ZM91 251V250H90ZM103 251V250H102ZM128 251V250H127ZM138 251V250H137ZM140 251V250H139ZM181 251V250H180ZM190 251H191V249H190ZM244 251H242V252H244ZM1 252H3V251H1ZM63 252V251H62ZM89 252V251H88ZM92 252V251H91ZM155 252V251H154ZM160 252V251H159ZM177 252H179L180 254H178ZM192 252V251H191ZM18 253V252H17ZM87 253V252H86ZM85 253V254H86ZM99 253V252H98ZM141 253V252H140ZM165 253V252H164ZM190 252H188V254H189ZM238 253V254H237ZM1 254V253H0ZM3 254H5L6 256H8V257H10L11 259H12V262H13V264H24V263H22V262H20V261H18V259L15 257V255H13L11 252H9V250L8 251H5V252H3ZM16 254V253H15ZM23 254V253H22ZM43 254V253H42ZM84 254V255H85ZM89 254H91V253H89ZM95 254H97V253H95ZM113 254V253H112ZM116 255H117V253H115ZM139 254V253H138ZM192 255H193V253H191ZM243 254V255H242ZM246 254V253H245ZM121 255V254H120ZM124 255H126V254H124ZM123 255V256H124ZM129 255V254H128ZM141 255V254H140ZM139 255V256H140ZM156 255H158V254H156ZM166 255V254H165ZM179 255H182L183 256V258L181 259H179L178 258V256ZM197 255V254H196ZM88 256V255H87ZM85 257V256H80V257H83V258H88V257ZM90 256V255H89ZM96 256V255H95ZM98 256V255H97ZM131 256V255H130ZM159 256H162V255H159ZM159 256H158V258H159ZM167 256V255H166ZM194 256V255H193ZM5 257V256H4ZM20 257V256H19ZM34 257V256H33ZM76 257H77V255H76ZM75 257V258H76ZM79 257V258H80ZM103 257V256H102ZM111 257H113V256H111ZM119 257V256H118ZM163 257H165V256H163ZM226 258V259H228L227 261L224 259V258ZM27 258V257H26ZM51 258H53V257H51ZM51 258H49V259H51ZM74 258V260L72 259L71 261V263L72 264H77L78 263V261L76 262V259ZM95 258V257H94ZM104 258V257H103ZM120 258V257H119ZM118 258V259H119ZM129 258V257H128ZM222 258L225 260V261H222ZM23 259V258H22ZM25 259V258H24ZM33 259V258H32ZM43 259V258H42ZM48 258H46L45 259V262H48V260H47ZM54 259V258H53ZM92 258H90V260H91ZM113 259V258H112ZM117 259V260H118ZM142 259V258H141ZM206 259V258H205ZM39 260V259H38ZM37 260V261H38ZM44 260V259H43ZM42 260V261H43ZM86 260V259H85ZM85 260H83V261H85ZM121 260V259H120ZM153 260H155V259H153ZM3 261V260H2ZM25 261V260H24ZM23 261V262H24ZM27 261V260H26ZM41 261V260H40ZM57 261V260H56ZM81 261V260H80ZM95 261V260H94ZM114 261V260H113ZM142 261V260H141ZM157 261V260H156ZM164 261H165V258H164ZM198 261H200V259L198 260ZM250 261V260H249ZM5 262V261H4ZM34 262V261H33ZM44 262V261H43ZM76 262V263H75ZM124 262V261H123ZM147 262V261H146ZM2 263V262H1ZM54 263H56L55 261H54ZM64 263V262H63ZM111 263V262H110ZM110 263H108V264H110ZM119 263V262H118ZM139 263V262H138ZM141 263V262H140ZM208 263H209V261H208ZM207 263V264H208ZM35 264V263H34ZM37 264V263H36ZM42 264V263H41ZM48 264V263H47ZM92 264V263H91ZM100 264V263H99ZM113 264V263H112ZM114 264H116V263H114ZM152 264V263H151ZM155 264V263H154ZM157 264H159L158 262H157Z\"/></svg>",
    "mask_w": 264,
    "mask_h": 264
}]
</instances>
